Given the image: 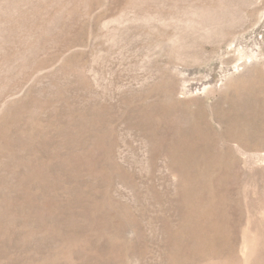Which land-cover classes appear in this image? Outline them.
Returning <instances> with one entry per match:
<instances>
[{"label": "rangeland", "instance_id": "obj_1", "mask_svg": "<svg viewBox=\"0 0 264 264\" xmlns=\"http://www.w3.org/2000/svg\"><path fill=\"white\" fill-rule=\"evenodd\" d=\"M0 264H264V0H0Z\"/></svg>", "mask_w": 264, "mask_h": 264}]
</instances>
